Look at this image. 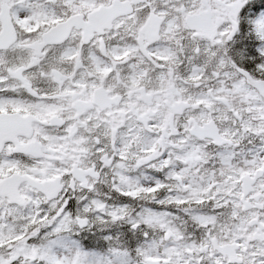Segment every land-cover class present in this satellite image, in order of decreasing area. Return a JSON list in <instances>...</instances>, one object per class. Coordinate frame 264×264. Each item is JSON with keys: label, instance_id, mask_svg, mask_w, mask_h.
Listing matches in <instances>:
<instances>
[{"label": "snow or ice", "instance_id": "snow-or-ice-1", "mask_svg": "<svg viewBox=\"0 0 264 264\" xmlns=\"http://www.w3.org/2000/svg\"><path fill=\"white\" fill-rule=\"evenodd\" d=\"M0 264H264V0H0Z\"/></svg>", "mask_w": 264, "mask_h": 264}]
</instances>
